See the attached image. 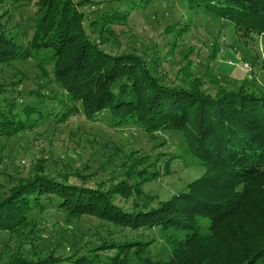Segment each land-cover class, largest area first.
<instances>
[{
	"label": "trees",
	"instance_id": "trees-1",
	"mask_svg": "<svg viewBox=\"0 0 264 264\" xmlns=\"http://www.w3.org/2000/svg\"><path fill=\"white\" fill-rule=\"evenodd\" d=\"M184 1L192 9L232 23L241 37L264 35V0ZM90 2L36 0L37 18L27 45L8 37L0 23V65L34 59L43 77L45 67H51L58 90L52 97L36 90L6 98L0 87V137L32 131L45 121L63 123L78 111L87 121L107 112L115 126L132 120L147 134L181 132L187 153L201 162L203 174L176 199L150 209L133 203V209L125 211L115 205V198H141L144 185L159 177L149 169L146 156L131 158L133 166L116 184L93 188L70 184L72 176L83 177V182L90 179L78 169L66 167L51 175L45 159H38L27 176L0 194V231L20 234L37 221L34 210L55 208L70 218L88 214L119 228L160 227L184 233L183 238L168 236V259L152 264H264V91L219 88L211 96L196 82L188 87L164 84L152 70L156 62L150 66L136 52L113 54L103 49L113 35L109 24L126 20L128 14L114 11L91 18L80 10ZM137 3L132 1L131 8ZM11 4L19 7V0ZM26 97L33 101L23 102ZM45 99L60 109H47ZM170 163L163 161L167 174ZM200 219L209 220L207 233L200 232ZM107 243L103 250L117 251L112 264H127L131 251L136 255L143 245ZM76 255L74 251L71 256L29 259L17 253L1 264H93L90 256L94 264L101 262L96 253L72 259Z\"/></svg>",
	"mask_w": 264,
	"mask_h": 264
},
{
	"label": "rangeland",
	"instance_id": "rangeland-1",
	"mask_svg": "<svg viewBox=\"0 0 264 264\" xmlns=\"http://www.w3.org/2000/svg\"><path fill=\"white\" fill-rule=\"evenodd\" d=\"M35 1L19 0V7L13 6L11 0L0 2V15L3 14L0 23L5 33L22 45H27L33 34L37 18ZM132 1L139 3L131 8ZM140 2L91 0L80 10L91 18L114 11L127 13L126 20L109 24L113 35L103 49L113 54L136 52L150 66L156 62V69L152 70L166 85L188 87L196 82L202 92L211 96L219 88L243 87L255 94L264 91V35L241 37L232 23L192 9L184 0ZM40 72L37 61L31 58L0 65L4 96L13 98L17 91L39 90L52 97L58 90L52 82L51 67H45L46 77ZM45 100L47 109H60L55 101ZM31 101L33 97H26L23 102ZM145 156L146 164L152 165L149 169L159 177L144 185L141 198L132 196L124 200L118 195L114 203L125 211H131L133 203L146 204L139 206L150 209L172 197L176 199L203 174L201 162L187 153L181 132L164 130L147 134L132 120L115 126L107 112L97 120L87 121L78 111L66 122L45 121L32 131L11 138L0 137V194L5 195L17 179L27 176L38 159H45L46 171L51 175L66 167L78 169L90 179L83 182V177L72 176L70 184L93 188L98 184L105 187L116 184L133 166L131 158L140 160ZM165 159L171 161L168 174V169L163 168ZM241 189V185L237 186L238 191ZM33 216L37 220L31 225L34 230L29 227L17 235L0 231V264L17 253L36 259L50 254L71 256L74 251L77 255L72 259L96 253L101 260L96 264H112L117 251L103 250L104 242H141L142 248L136 255L131 251L127 264H152L168 259L165 243L168 236L184 237L180 231L164 232L160 227L119 228L88 214L70 218L55 208L42 213L36 209ZM199 226L201 233H207L210 222L200 219ZM90 259L94 264L95 258L90 256Z\"/></svg>",
	"mask_w": 264,
	"mask_h": 264
}]
</instances>
